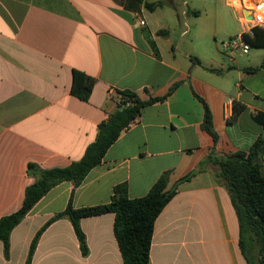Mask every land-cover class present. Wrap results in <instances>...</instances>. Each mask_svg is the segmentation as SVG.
Wrapping results in <instances>:
<instances>
[{
	"label": "crops",
	"instance_id": "crops-1",
	"mask_svg": "<svg viewBox=\"0 0 264 264\" xmlns=\"http://www.w3.org/2000/svg\"><path fill=\"white\" fill-rule=\"evenodd\" d=\"M159 1L149 10L134 0H0V218L23 205L34 182L28 162L50 169L82 159L117 110L119 91L166 97L142 110L79 187L61 183L34 206L11 232L8 258L0 241V264H26L37 232L70 200L105 204L122 183L140 198L165 172L168 189L193 176L155 222L150 264H247L230 196L210 166H199L213 151H248L264 135L254 118L264 114V68L248 73L261 65L256 57L223 46L245 30L241 0H226L210 25L194 22L201 13L188 0H145ZM252 48L264 59V47ZM75 71L95 79L88 101L72 93ZM196 95L210 108L217 141L203 128ZM234 100L246 108L228 123ZM114 223V213L81 220L85 256L71 221L58 219L31 264H124Z\"/></svg>",
	"mask_w": 264,
	"mask_h": 264
},
{
	"label": "trees",
	"instance_id": "trees-1",
	"mask_svg": "<svg viewBox=\"0 0 264 264\" xmlns=\"http://www.w3.org/2000/svg\"><path fill=\"white\" fill-rule=\"evenodd\" d=\"M144 4L149 10L162 6V2L147 3L145 0H134ZM160 34L164 31H160ZM256 36L250 40L252 47H264V29L256 28ZM264 68V59L258 68L248 69L255 73ZM95 79L74 72L72 93L83 101L91 97ZM172 91V90H171ZM117 110L99 126L96 140L90 144L80 161L66 167L46 169L36 162H28L27 174L34 182L26 188L23 205L17 211L0 218V241L4 244V254L10 253V236L32 211L34 206L55 186L71 182L74 188L79 187L90 171L98 166L109 148L117 141L121 133L129 129L141 115L142 110L166 97L142 100L133 91H119ZM204 105L203 128L217 141L213 118L204 99L196 95ZM241 102L233 101V113L228 123L235 122L245 110ZM255 120L264 127V114L258 113ZM207 164L214 171L215 177L227 190L239 224V248L247 264H264V135L258 137L248 151H237L221 155L214 151L201 163L199 170ZM193 174L180 179L168 189L169 173L165 172L149 193L140 198H130L128 185L114 187L111 200L105 204L76 208L71 200L64 211L50 219L34 237L26 264H31L38 242L46 228L54 221L68 218L75 230L83 255L89 252L87 238L81 228V220L86 217L115 214L114 233L121 250L124 264H150V252L155 222L163 209L177 194L179 185L190 180ZM74 190L72 191V196Z\"/></svg>",
	"mask_w": 264,
	"mask_h": 264
},
{
	"label": "built area",
	"instance_id": "built-area-1",
	"mask_svg": "<svg viewBox=\"0 0 264 264\" xmlns=\"http://www.w3.org/2000/svg\"><path fill=\"white\" fill-rule=\"evenodd\" d=\"M239 7L245 17V30L230 37L223 43L225 49L235 55H248L252 48L250 40L256 36V28H264V0H241ZM141 26H145L144 19H139Z\"/></svg>",
	"mask_w": 264,
	"mask_h": 264
},
{
	"label": "rangeland",
	"instance_id": "rangeland-1",
	"mask_svg": "<svg viewBox=\"0 0 264 264\" xmlns=\"http://www.w3.org/2000/svg\"><path fill=\"white\" fill-rule=\"evenodd\" d=\"M188 2L190 3V5L193 4L201 13L200 17H196L193 15L191 16L196 17L194 22L210 25L215 20V9L218 8L219 11L223 10L225 8L226 0H188ZM193 5H191V7L195 9ZM228 10L230 12L232 11V9ZM217 39L219 40V37ZM258 55L259 51L256 48H251L249 55H246L245 57H256V64H261L263 61V57H258Z\"/></svg>",
	"mask_w": 264,
	"mask_h": 264
}]
</instances>
